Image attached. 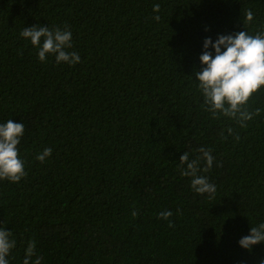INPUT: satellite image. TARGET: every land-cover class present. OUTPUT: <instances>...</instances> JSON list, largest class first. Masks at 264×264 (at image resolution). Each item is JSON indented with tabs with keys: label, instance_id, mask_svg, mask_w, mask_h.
<instances>
[{
	"label": "trees",
	"instance_id": "16d2710c",
	"mask_svg": "<svg viewBox=\"0 0 264 264\" xmlns=\"http://www.w3.org/2000/svg\"><path fill=\"white\" fill-rule=\"evenodd\" d=\"M32 25H67L80 62L40 61L20 35ZM239 31L264 32V0H0V123L24 124L27 172L0 180L8 264H23L31 240L42 264L264 261V242L239 244L264 222V111L247 127L213 118L195 78L205 39ZM248 108L264 109V86ZM200 147L215 158L198 173L212 198L181 174V155Z\"/></svg>",
	"mask_w": 264,
	"mask_h": 264
},
{
	"label": "clouds",
	"instance_id": "9594fccd",
	"mask_svg": "<svg viewBox=\"0 0 264 264\" xmlns=\"http://www.w3.org/2000/svg\"><path fill=\"white\" fill-rule=\"evenodd\" d=\"M154 12L160 11V5L153 6ZM246 22H251L254 13L251 9L244 13ZM159 21L160 16L154 17ZM21 37L30 40L31 44L38 50L39 60L44 62L49 54L55 55L57 63H68L75 65L80 62V56L75 51H67L72 48V32L65 25L61 27L32 25L25 27ZM203 47L205 51L199 59L205 67L195 72V78L199 81L198 88L203 96L205 110L210 112L213 118L221 115L235 120L241 127H247V121L254 116L261 114L264 109L256 108L249 110L248 101L253 93L264 86V32H257L250 35L247 31H239L229 35H219L215 42L211 37L205 39ZM210 48L214 49V54ZM25 131V126L21 122L12 119L6 123H0V180L19 182L27 176L25 162L19 158V148L21 137ZM231 135L233 129H227ZM223 137V133H221ZM226 139V137H223ZM235 139H240L239 134ZM200 155L196 159L189 160V154L184 152L179 158L181 174L191 177L192 189L200 194H208L209 198L214 197L217 188L214 183L209 182L207 176L199 175L201 171L200 162L205 161L203 172H208L214 161V156L210 149L200 147L197 150ZM52 155V148H44L36 159L41 163ZM179 211V210H177ZM138 211L133 210L132 216H138ZM172 211L165 210L159 213V218L169 221V227L173 223L169 218ZM264 242V222L258 226H252L250 233L239 240V244L251 250L258 243ZM16 241L12 238L10 230L0 228V264H8L6 259L11 250L15 248ZM36 241L28 243L23 264H42V257L36 256ZM36 256L35 260L32 257ZM264 264V261L261 262Z\"/></svg>",
	"mask_w": 264,
	"mask_h": 264
}]
</instances>
